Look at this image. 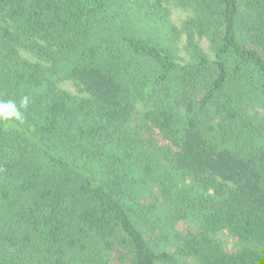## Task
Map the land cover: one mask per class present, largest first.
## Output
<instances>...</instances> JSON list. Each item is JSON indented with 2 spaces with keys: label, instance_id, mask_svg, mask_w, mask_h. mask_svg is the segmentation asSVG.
Segmentation results:
<instances>
[{
  "label": "trees",
  "instance_id": "trees-1",
  "mask_svg": "<svg viewBox=\"0 0 264 264\" xmlns=\"http://www.w3.org/2000/svg\"><path fill=\"white\" fill-rule=\"evenodd\" d=\"M259 100L264 0H0V264H264Z\"/></svg>",
  "mask_w": 264,
  "mask_h": 264
},
{
  "label": "rangeland",
  "instance_id": "rangeland-1",
  "mask_svg": "<svg viewBox=\"0 0 264 264\" xmlns=\"http://www.w3.org/2000/svg\"><path fill=\"white\" fill-rule=\"evenodd\" d=\"M169 23L162 25L158 23L141 24L142 32L141 37L153 44L165 49L178 63L189 62L190 58L186 50L187 37L184 35V25L193 18V12L190 9L184 8H170L168 11ZM174 28V29H173ZM173 29V30H172ZM198 43L203 51L210 57L214 58V53L211 49L210 43L207 39H198ZM60 87L73 94L82 96L79 86L70 80H63ZM263 102L256 101L252 104V112H259L264 115ZM190 227V223H180L174 226H168L165 239L161 241V248L168 252H172L176 239L179 234L185 233ZM223 240L227 243H232L226 235ZM177 264H194L193 262L178 261Z\"/></svg>",
  "mask_w": 264,
  "mask_h": 264
}]
</instances>
